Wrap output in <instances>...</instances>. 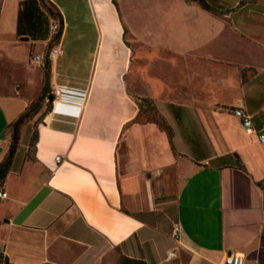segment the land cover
Returning <instances> with one entry per match:
<instances>
[{"label": "crops", "instance_id": "1", "mask_svg": "<svg viewBox=\"0 0 264 264\" xmlns=\"http://www.w3.org/2000/svg\"><path fill=\"white\" fill-rule=\"evenodd\" d=\"M116 1L118 9L113 0H44L63 18L53 43L59 20L41 0H0V50L21 76L17 93L0 98V164L11 126L44 89V65L34 62L38 73L30 72L21 52L37 44L34 58L61 50L48 72L52 105L21 127L0 183L8 194L0 202L6 263L104 264L117 256L158 264L177 249L191 252L190 264H223L231 254L264 264V144L234 115L242 108L264 130V0L156 6L143 38ZM141 99L172 139L139 120ZM169 177L178 186V240L149 221L168 201Z\"/></svg>", "mask_w": 264, "mask_h": 264}, {"label": "rangeland", "instance_id": "2", "mask_svg": "<svg viewBox=\"0 0 264 264\" xmlns=\"http://www.w3.org/2000/svg\"><path fill=\"white\" fill-rule=\"evenodd\" d=\"M42 1V5L44 9L52 16L54 21H58L57 17V11L55 8L51 5L44 4V0ZM211 1V0H209ZM208 1V2H209ZM213 1V0H212ZM121 10L123 12V16L125 17L127 23H129L130 27L135 31L137 36L143 38L144 36V23L145 19L147 18L146 12L149 11V9H155L156 6L159 8H162V6H171V4H178L179 0H118ZM161 6V7H160ZM176 5H174L175 7ZM148 19V18H147ZM146 19V20H147ZM62 27V23L58 21ZM57 40L53 43H56ZM30 49V48H29ZM23 50L21 52V56H24L27 58V68L30 72L37 74L38 71L36 70L37 65L34 63V55L37 51L41 49L40 45H34L31 47V53L28 52V50ZM30 51V50H29ZM5 51L0 50V98L2 97H10L17 93V86L19 84V66L16 64H12L11 60H9L6 53H3ZM45 66H42L44 79H43V86L45 84ZM131 81V76L129 77V82ZM39 96H35V99L33 101L36 102ZM43 104L42 109L40 112L32 118L34 122L41 121L42 115L47 110V107ZM151 104V103H150ZM140 121H154L157 122L160 126H163L164 129L169 128L166 126L165 122L161 119L158 113L152 111L151 105L148 104L145 111L141 114V117L139 119ZM11 131L13 133V125L11 126ZM174 178L169 177L168 178V184H167V192L168 197L163 198L164 201H167L166 204L162 205L164 208L163 210H153L151 211V217L149 218V221L153 224H156L157 227L162 231L170 232L173 236V229L175 226V210L173 207V200L177 193V182H173ZM170 201V202H169ZM177 224V223H176ZM157 245L160 247V251H163V255H165V241L161 242V240L156 241ZM169 253H175L176 255L172 258L168 256ZM167 256L163 258L161 261L158 262V264H190V257L191 252L188 250H181L177 251V249L169 251ZM263 259H264V251H263ZM104 264H131V262L124 261L123 258L117 257V256H108L105 259ZM140 264V263H138ZM146 264V263H143Z\"/></svg>", "mask_w": 264, "mask_h": 264}, {"label": "trees", "instance_id": "3", "mask_svg": "<svg viewBox=\"0 0 264 264\" xmlns=\"http://www.w3.org/2000/svg\"><path fill=\"white\" fill-rule=\"evenodd\" d=\"M192 1L197 2L203 9H206V10H211L212 9V7L210 6L208 0H192ZM113 3L115 4V6L118 9L117 1L113 0ZM57 17H58V20L63 24V18H62V15H61V13L59 11H57ZM125 32L127 33V29L126 28H125ZM61 35H62V31L60 30L57 33L54 41L60 39ZM45 69H46V71H45V85H44V89H43L42 94L38 97L36 102H34L31 105V107L28 108L27 111L25 113H23L20 116V118L13 124V133H12L11 146H10L9 152H8L5 160L3 161V163L0 164V183L6 177L8 171L10 169V166L12 164L14 155L16 154V151L18 149L19 142H20V130H21V127L23 125H25L26 123L32 121V118L34 116H36L40 112V110L43 107V104L46 101H48L47 110H49L51 105H52V103L49 102V96H48L49 95V85H48L49 74H48V72H49V69H50V61H48V60L46 61ZM136 103L138 104V106L141 109L143 106H148V104L150 105L151 102H149L148 99H141L140 102H136ZM152 111L157 113V111H155V109L153 107H152ZM163 122H164V120H163ZM155 123L158 124L157 122H155ZM160 127H161V129L165 130L168 133L169 138L172 139V133H171L170 129L169 130L168 129H164L163 126H160ZM36 138H37V136H35V138H33V141L36 140ZM124 261L131 262V264H138V263L143 264L144 263V262H141V261H134V260L130 261V260H127V259H124ZM5 264H10V263L7 262Z\"/></svg>", "mask_w": 264, "mask_h": 264}, {"label": "built area", "instance_id": "4", "mask_svg": "<svg viewBox=\"0 0 264 264\" xmlns=\"http://www.w3.org/2000/svg\"><path fill=\"white\" fill-rule=\"evenodd\" d=\"M53 30L55 33H58L61 30V25L59 23H55L53 25ZM61 54V50L56 49L55 47L51 48L47 54L43 56H36L34 58V62L39 65H45L46 61H52L54 60L58 55ZM55 96L58 98L59 96V91L56 90ZM234 115L239 118L242 121V125L245 131V134L247 136H257L259 141L264 144V130L257 131L254 126L253 122V116L246 113L242 108H237L234 110ZM57 162L61 161V157L58 156L56 158ZM8 194L6 192L0 191V202L7 199ZM180 232H181V227L179 224H175L174 229H173V237L175 240H178L180 238ZM174 257L176 254L175 253H169L168 256L171 258ZM5 256L0 252V264H5ZM223 264H246L245 257L242 254H231L227 255L224 258Z\"/></svg>", "mask_w": 264, "mask_h": 264}, {"label": "water", "instance_id": "5", "mask_svg": "<svg viewBox=\"0 0 264 264\" xmlns=\"http://www.w3.org/2000/svg\"><path fill=\"white\" fill-rule=\"evenodd\" d=\"M53 100H54L53 96H52V97H50V101L52 102Z\"/></svg>", "mask_w": 264, "mask_h": 264}, {"label": "bare ground", "instance_id": "6", "mask_svg": "<svg viewBox=\"0 0 264 264\" xmlns=\"http://www.w3.org/2000/svg\"><path fill=\"white\" fill-rule=\"evenodd\" d=\"M171 258H172V255H171Z\"/></svg>", "mask_w": 264, "mask_h": 264}]
</instances>
